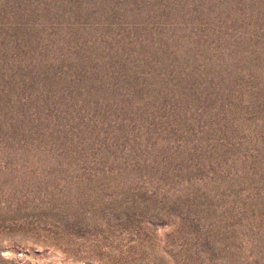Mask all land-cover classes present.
Segmentation results:
<instances>
[{"label":"rangeland","instance_id":"1","mask_svg":"<svg viewBox=\"0 0 264 264\" xmlns=\"http://www.w3.org/2000/svg\"><path fill=\"white\" fill-rule=\"evenodd\" d=\"M0 264H264V0H0Z\"/></svg>","mask_w":264,"mask_h":264}]
</instances>
